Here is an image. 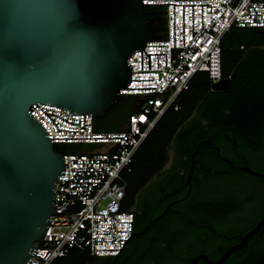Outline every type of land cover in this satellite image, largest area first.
I'll return each mask as SVG.
<instances>
[{
  "label": "trees",
  "instance_id": "trees-1",
  "mask_svg": "<svg viewBox=\"0 0 264 264\" xmlns=\"http://www.w3.org/2000/svg\"><path fill=\"white\" fill-rule=\"evenodd\" d=\"M161 5L145 4V17ZM220 43L219 80L227 78V85L215 88L205 71H195L133 153L121 206L133 208L134 225L121 251L97 256L73 248L49 264H107L113 257L114 264H185L203 249L200 236L206 232L223 245L216 258L264 214V178L237 167L264 172V27L232 25ZM141 101L139 95L121 94L103 116L93 118L94 128L122 129L124 116ZM110 111L117 114L106 127L102 120ZM93 148L54 143L61 154ZM151 221L145 234L133 233ZM219 264H264V224Z\"/></svg>",
  "mask_w": 264,
  "mask_h": 264
},
{
  "label": "water",
  "instance_id": "water-1",
  "mask_svg": "<svg viewBox=\"0 0 264 264\" xmlns=\"http://www.w3.org/2000/svg\"><path fill=\"white\" fill-rule=\"evenodd\" d=\"M174 4H182L183 24V4L210 3H173V45ZM144 7L142 0H0V264H26L34 254L33 244L43 237L47 221L55 220L47 217L54 210L58 174L64 172L62 154L27 112L28 105L41 101L82 112L83 128L84 112L103 116L119 99L131 71H151L131 70L126 58L144 45H167L145 44L166 37L167 17L161 7L146 18ZM149 53L165 52H146L148 67ZM237 167L264 178V172L247 164ZM263 224L264 214L217 259L198 254L186 264L198 258L203 264L221 263Z\"/></svg>",
  "mask_w": 264,
  "mask_h": 264
},
{
  "label": "built area",
  "instance_id": "built-area-1",
  "mask_svg": "<svg viewBox=\"0 0 264 264\" xmlns=\"http://www.w3.org/2000/svg\"><path fill=\"white\" fill-rule=\"evenodd\" d=\"M142 2H164L156 4L166 9V37L149 38L145 44L167 45H144L146 52H165L149 53V67L143 49L134 50L126 58L131 70L151 71H131V79L119 90L121 94L142 95L139 107L128 114L122 129H95L94 116L87 112L83 128L82 112L75 113L54 103L35 101L27 107V112L46 129L51 142L88 143L95 148L62 154L64 172L58 174L54 210L47 217L55 220L47 221V229L37 245L33 244L36 251L26 264H49L73 248L87 249L97 256L118 254L133 231L134 210L121 205L127 184L124 173L130 169L136 148L165 109L175 103L177 93L187 88L195 71H205L212 81L221 78L220 40L230 26L264 27V0ZM173 3H210L183 4V24L182 4H174V45Z\"/></svg>",
  "mask_w": 264,
  "mask_h": 264
},
{
  "label": "flooded vegetation",
  "instance_id": "flooded-vegetation-1",
  "mask_svg": "<svg viewBox=\"0 0 264 264\" xmlns=\"http://www.w3.org/2000/svg\"><path fill=\"white\" fill-rule=\"evenodd\" d=\"M161 7H164V6H163V5L159 6L158 10H159ZM158 10H156L154 13L150 14L147 18H149V17L155 15L156 12H157ZM160 26H161V25H160V23H159V24L157 25V27L160 28ZM118 114H120L121 116H124L125 111L118 112ZM114 115H116V114H115L114 112L110 111V112L106 115V118H104V119L102 120V124H103L104 126H106V127H111V126H113L114 123H113V121H112V118H113L112 116H114ZM124 118H125V116H124ZM136 212L139 213V210H138L137 208H136ZM156 219H157V218H156ZM153 221H154V220H153ZM153 221H151V223L149 222V223L143 225L144 227L147 226V228L144 229V231L140 233L141 235L146 233V231L150 228V225L153 223ZM144 227H143V228H144ZM211 227L214 228L213 225H211ZM138 235H139V234H138ZM238 240H239V239H238ZM238 240H237V241H238ZM237 241H235L234 243H236ZM234 243H231L230 245H232V244H234ZM200 245L203 247V249H201L200 251H198L197 253H195L194 255H192L191 258H190L186 263H188V262L192 259L193 256L198 255V254H206L210 260H215V259H217V258L221 255V254H220V255H219L218 257H216V258L213 257L218 251L222 250L221 248H222L223 245H222L221 243L217 242V241H214V239H212V237L209 235L208 232H206L205 234H203V235L200 236ZM230 245H229V246H230ZM229 246H228V247H229ZM228 247H226V248H228ZM226 248H225V249H226ZM225 249H224V250H225ZM224 250H223V251H224ZM223 251H221V252H223ZM116 259H117V257H113L112 261H109V263H107V264H114L115 261H116ZM186 263H185V264H186ZM203 263H204L203 258H198V259H196V260L194 261L193 264H203Z\"/></svg>",
  "mask_w": 264,
  "mask_h": 264
},
{
  "label": "rangeland",
  "instance_id": "rangeland-1",
  "mask_svg": "<svg viewBox=\"0 0 264 264\" xmlns=\"http://www.w3.org/2000/svg\"><path fill=\"white\" fill-rule=\"evenodd\" d=\"M225 85H227V79H224V80H222V81L216 83L215 88L224 87ZM114 113H115V111H114ZM116 114H117V113H116ZM112 117H113V116H112ZM115 117H116V116H115ZM104 118H106V117H104Z\"/></svg>",
  "mask_w": 264,
  "mask_h": 264
},
{
  "label": "crops",
  "instance_id": "crops-1",
  "mask_svg": "<svg viewBox=\"0 0 264 264\" xmlns=\"http://www.w3.org/2000/svg\"><path fill=\"white\" fill-rule=\"evenodd\" d=\"M126 120H127V116H125L124 125H125V123H126Z\"/></svg>",
  "mask_w": 264,
  "mask_h": 264
},
{
  "label": "bare ground",
  "instance_id": "bare-ground-1",
  "mask_svg": "<svg viewBox=\"0 0 264 264\" xmlns=\"http://www.w3.org/2000/svg\"><path fill=\"white\" fill-rule=\"evenodd\" d=\"M223 80V79H222ZM227 87V86H226ZM223 88V87H222Z\"/></svg>",
  "mask_w": 264,
  "mask_h": 264
}]
</instances>
